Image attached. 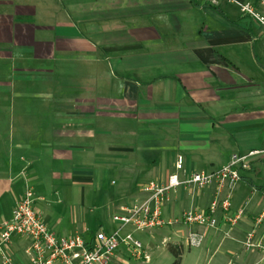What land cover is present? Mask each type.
Instances as JSON below:
<instances>
[{
  "label": "crops",
  "instance_id": "obj_1",
  "mask_svg": "<svg viewBox=\"0 0 264 264\" xmlns=\"http://www.w3.org/2000/svg\"><path fill=\"white\" fill-rule=\"evenodd\" d=\"M229 5L0 0V222L11 218L27 186L41 212L47 188L62 193L57 180L63 179L83 193L99 165L135 176L112 190L118 211L144 197V184L165 183L177 154H188L185 177L204 164L224 167L233 154L264 150V34ZM142 129L163 136L165 146L154 148L167 152L166 171L150 147L125 142L137 144ZM206 190L209 204L196 208L213 200L214 185L199 199ZM259 190L235 227L222 223L205 231L198 248L209 260L219 255L216 264H264V225L255 224L264 210ZM178 194L168 215H179ZM240 208L232 202L230 215ZM53 218L43 219L55 233L88 237L84 212L80 224L74 218L67 227L61 219L50 223ZM252 231L258 246L247 250ZM19 238L6 253L28 264L26 245L27 259L15 251Z\"/></svg>",
  "mask_w": 264,
  "mask_h": 264
},
{
  "label": "built area",
  "instance_id": "obj_2",
  "mask_svg": "<svg viewBox=\"0 0 264 264\" xmlns=\"http://www.w3.org/2000/svg\"><path fill=\"white\" fill-rule=\"evenodd\" d=\"M210 7L217 8L223 3L236 4L240 12L258 24L264 34V0H204ZM264 157V150H253L248 153H237L231 156L230 163L220 170L210 173L193 172L185 177L181 173L185 169L183 155L175 158V171L165 183L151 181L142 186L144 197L123 206L113 215V221L118 229L110 234L98 231L85 238L79 233L60 235L50 230L41 212L36 206L35 192L27 186L23 196L16 202L10 219L0 222V251L3 255L2 264H18L6 253L14 237L28 240L26 253L28 264H111L118 258L116 252L125 245L132 256L138 261L148 262L150 256L141 241L134 238L133 233L123 236L127 229L133 231H152L165 225L182 224L188 228L185 235L189 248H198L205 238L208 229L218 230L222 223L235 227L245 216V202L233 215L232 195L224 190L241 181L243 171L251 169L254 161ZM215 186L214 198L206 209L191 207L183 210L178 216H163V208L171 203L180 188L191 189L200 193L209 186ZM176 199V198H175ZM172 214V210L168 211ZM221 216L218 218L217 214ZM256 226L264 225V210L255 219ZM255 231L249 232L246 239V249L258 245L254 242Z\"/></svg>",
  "mask_w": 264,
  "mask_h": 264
},
{
  "label": "rangeland",
  "instance_id": "obj_3",
  "mask_svg": "<svg viewBox=\"0 0 264 264\" xmlns=\"http://www.w3.org/2000/svg\"><path fill=\"white\" fill-rule=\"evenodd\" d=\"M229 7L234 13L240 12L237 5L232 4L229 5ZM109 125L117 126L115 123ZM143 130L144 129L140 132L137 144L132 142V139L130 138H126L125 142L131 143V145H135V147H150L151 149L149 150H152L150 152H152V155L156 156L158 162H161L163 171H166L169 158L167 152L163 149H160V151L154 148L155 145H158V147L165 146L163 136L153 138L147 133V131ZM159 152L160 154H158ZM184 155L183 157L185 161H187L188 154L185 153ZM106 167L107 166L103 165L97 166L98 169L95 170L93 184L86 185L83 193L80 192L81 190L79 187L72 186L71 183H69L67 187L64 186L63 179L57 180L59 185L62 186L60 187L63 191L62 193L59 192V190L52 191L50 188H47L46 193H44L46 197L45 202L38 203L43 218L46 220L48 214H53L54 218L50 223H53L55 219H61L67 227L74 218H78L77 221L78 224H80L81 221L79 220V215L84 212L86 218L84 219L83 225L89 229L88 237L99 230L106 234H110L117 230L118 225L113 221V215L119 211H117L119 206L111 203L112 190L113 188L118 189L121 187L125 178L127 182L128 179L135 180V176L130 172L122 175L121 172L116 171V168L111 169ZM221 168H219L218 164L215 166L204 164L197 168V172L210 173L220 170ZM65 172L66 171H64V173ZM242 176L245 178L234 186L228 187L227 192L232 195L234 207L236 205H241L242 207L245 201H250L248 202L250 205L245 208V213L247 214L249 209L257 203L256 199L260 196V193L258 192L260 191L259 189H263L262 191H264V159L263 161L254 163L250 170L243 171ZM191 191V189H188L185 192L184 200H182L184 189L180 188L178 194L179 200L175 202V214H179L182 209H189L191 207H197L198 205L205 207L209 204V198L207 196L209 194L208 190L203 192L204 197H202L201 200L199 199L201 194L195 193L194 195ZM172 205L171 202L163 208V216L165 218H168V211L171 209L170 207H172ZM217 217L219 218L220 214H217ZM187 230L188 228L182 224L165 225L161 228L145 232H134L133 229L127 228L122 232V235L125 236L128 233H133L134 238L143 243L145 250L150 256V260L148 262L138 261L132 256L128 248L125 245H122L116 252V256L122 257L123 262L115 258L111 264H172L174 256L168 250L166 245L167 242H181L183 244L182 264H216L217 260L220 258L219 255L214 260H209V254H206L204 247L189 248L185 239ZM25 245L27 247L28 240L25 238H19L17 239L14 248L18 256L27 259L24 251Z\"/></svg>",
  "mask_w": 264,
  "mask_h": 264
},
{
  "label": "trees",
  "instance_id": "obj_4",
  "mask_svg": "<svg viewBox=\"0 0 264 264\" xmlns=\"http://www.w3.org/2000/svg\"><path fill=\"white\" fill-rule=\"evenodd\" d=\"M167 248L174 256L172 264H182L184 246L181 242H167Z\"/></svg>",
  "mask_w": 264,
  "mask_h": 264
}]
</instances>
